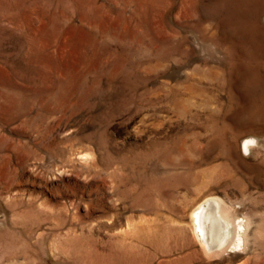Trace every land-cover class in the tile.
<instances>
[{"label": "rangeland", "instance_id": "rangeland-1", "mask_svg": "<svg viewBox=\"0 0 264 264\" xmlns=\"http://www.w3.org/2000/svg\"><path fill=\"white\" fill-rule=\"evenodd\" d=\"M203 1L199 23L187 0H0V264H264V131L232 132L250 114ZM207 197L242 249L202 250Z\"/></svg>", "mask_w": 264, "mask_h": 264}, {"label": "bare ground", "instance_id": "bare-ground-1", "mask_svg": "<svg viewBox=\"0 0 264 264\" xmlns=\"http://www.w3.org/2000/svg\"><path fill=\"white\" fill-rule=\"evenodd\" d=\"M195 3L198 5L197 8ZM204 4L203 0H187L185 4L193 7L197 12L199 23L205 19L199 12V6ZM209 5L211 20H213V23H210L212 40L217 48H220L221 41L230 43L232 46H229L232 52L230 54L227 51L230 56L226 59L228 74H231L230 79L232 78V83H229L230 91L233 92L239 104L237 109L250 114V118L247 116V119L238 125L233 124L232 132L255 129L264 131V105L256 107L248 101L251 95L255 96V93L264 99V74H258L257 67L254 71L250 70L252 60L257 56H264L262 55L264 53V22L259 24L264 14V0H210ZM261 67L264 66L261 64ZM61 87L67 90L70 88L64 85ZM254 98L260 100L257 97ZM262 102L260 101L259 104ZM8 103L12 102L8 101ZM5 108L8 109V106ZM221 136L224 137V135ZM223 137L218 145L229 149L232 143ZM253 137L248 136L241 142V149L246 155L249 153L250 146L256 144ZM213 147L214 145L211 144L210 148ZM192 210L191 221L204 252L216 254L227 249L238 251L243 248L247 224L242 219L236 221L235 218L234 221L231 215L232 210L221 199L207 197Z\"/></svg>", "mask_w": 264, "mask_h": 264}]
</instances>
